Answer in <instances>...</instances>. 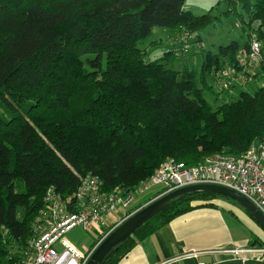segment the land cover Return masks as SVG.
Masks as SVG:
<instances>
[{
  "label": "trees",
  "instance_id": "obj_1",
  "mask_svg": "<svg viewBox=\"0 0 264 264\" xmlns=\"http://www.w3.org/2000/svg\"><path fill=\"white\" fill-rule=\"evenodd\" d=\"M224 1L258 27L243 48L233 41L205 51L199 73L182 74L163 59L146 61L139 43L158 26L200 36L218 18L195 15L186 0H0V264L25 260L51 187L71 197L94 175L106 191L130 194L168 158L193 166L240 157L264 138V85L234 98L235 84L223 88L217 107L204 96L219 72L245 69L252 37L262 54L244 73L250 84L264 77V0ZM217 198L227 197H179L102 264H119L181 215L217 208Z\"/></svg>",
  "mask_w": 264,
  "mask_h": 264
},
{
  "label": "built area",
  "instance_id": "obj_2",
  "mask_svg": "<svg viewBox=\"0 0 264 264\" xmlns=\"http://www.w3.org/2000/svg\"><path fill=\"white\" fill-rule=\"evenodd\" d=\"M261 54V42L252 37L249 59L242 60L240 64L245 69L238 73L234 68L225 69L217 74L214 84L221 89L234 85L233 80L244 78V72L258 62ZM237 83L241 84L240 81ZM193 185H215L235 191L264 214V138L253 143L240 157L217 155L193 166L168 158L136 189L144 194L151 187L161 186L162 191L112 225H107L108 217L118 207L127 209L134 202L132 193L108 192L103 188L101 179L94 175L84 177L71 197L64 198L54 187L49 188L45 196L46 211L37 218L29 252L19 264H88L98 246L119 225L155 200ZM77 227L88 232L101 228L98 239L86 252L79 250L66 237ZM229 255L226 262L264 263V248L237 247L230 250Z\"/></svg>",
  "mask_w": 264,
  "mask_h": 264
},
{
  "label": "rangeland",
  "instance_id": "obj_3",
  "mask_svg": "<svg viewBox=\"0 0 264 264\" xmlns=\"http://www.w3.org/2000/svg\"><path fill=\"white\" fill-rule=\"evenodd\" d=\"M185 7L197 16L209 13L212 16H218V18L201 31L199 33L200 36L197 33L193 35H188L184 32L177 34L166 27H155L152 34L139 43V48L147 52L146 61L163 59V63L168 68L180 71L182 74L188 71L199 73L205 51L216 52L219 46L229 45L233 41H237L243 48L248 35L252 34L258 27L256 22L251 25L249 24V16L241 10L240 6L236 8L237 12H229L230 6L224 0H221V2L219 0H186ZM197 80L199 86L203 87L198 75ZM213 82L215 83L216 81ZM253 82L256 85L253 83L248 86H246L248 83L243 86L238 85L239 89L235 91V95L232 98L237 97L239 91L243 88V90L254 92L258 86L264 85L263 75L259 74ZM220 90L221 86L218 84L214 85L213 92L212 89L208 88L204 90L205 98L214 107L224 102L223 99H217L214 95ZM161 191V186L151 187L144 194H141L138 190H134L132 192L134 202L127 209L118 207L108 217L107 225L118 223L137 204L140 205L149 199L150 196H155ZM217 200L222 204H227L239 220L244 221L246 217L251 218L245 211V208L234 200L228 199V197L217 198ZM239 223L242 224L240 221ZM100 232L101 228L99 227L90 232L84 230L82 227H77L69 232L66 237L79 250L86 252L98 239Z\"/></svg>",
  "mask_w": 264,
  "mask_h": 264
},
{
  "label": "crops",
  "instance_id": "obj_4",
  "mask_svg": "<svg viewBox=\"0 0 264 264\" xmlns=\"http://www.w3.org/2000/svg\"><path fill=\"white\" fill-rule=\"evenodd\" d=\"M244 74V80H233L234 91L245 85L244 81L250 85L249 76ZM213 203L217 208H199L173 219L139 243L119 264H221L229 259L230 250L249 247L253 238L264 242V230L252 217L239 220L227 204L217 199Z\"/></svg>",
  "mask_w": 264,
  "mask_h": 264
},
{
  "label": "water",
  "instance_id": "obj_5",
  "mask_svg": "<svg viewBox=\"0 0 264 264\" xmlns=\"http://www.w3.org/2000/svg\"><path fill=\"white\" fill-rule=\"evenodd\" d=\"M198 192H212L222 196H226L238 204H240L243 208L251 213V215L255 218V220L261 225L264 229V214L246 197L243 195L227 189L221 186L215 185H193L185 188L178 189L172 193H169L146 207L142 208L140 211L135 213L128 220L119 225L115 230H113L106 239L98 246L93 256L91 257L88 264H102L104 259L110 252L118 245L119 243L125 241L130 236L134 234V232L143 226L146 222L151 220L158 213L166 210L171 205H173L181 196L188 195L191 193ZM221 264H264L258 262H242V261H232V262H224Z\"/></svg>",
  "mask_w": 264,
  "mask_h": 264
}]
</instances>
